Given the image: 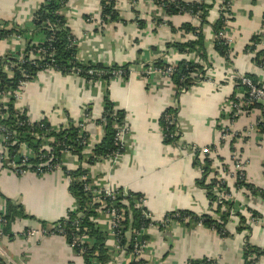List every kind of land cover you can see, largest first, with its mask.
Here are the masks:
<instances>
[{
  "label": "crops",
  "instance_id": "1",
  "mask_svg": "<svg viewBox=\"0 0 264 264\" xmlns=\"http://www.w3.org/2000/svg\"><path fill=\"white\" fill-rule=\"evenodd\" d=\"M196 1L212 5L207 16L209 25L203 29L211 67L207 81L180 95L178 100L169 79L158 73L145 78L144 69L160 58L159 52L165 50L166 44L185 43L193 38L182 31L172 32L166 22L178 30L186 23L197 28L199 21L186 14L167 17L152 0H136L134 8L129 0H117L115 9L119 20L124 22L118 20L104 24V27L100 23L98 0H68L62 10L67 27L77 40L81 62L131 65L127 78H113L106 86L108 100L116 110L125 113L129 127L123 153L116 161L104 159L93 166L82 164V167L88 169L90 181L100 187L122 195H139L143 207L156 217L178 211L214 216L205 190L196 184L201 170L194 166L191 152L194 148L213 146L215 160L221 158L217 163L231 168L233 152L230 144H220V134L230 125L225 106L233 101V94L236 98L240 93L235 90L232 79L249 74L264 82V71L253 64L251 54L245 53L251 39L262 32L264 0H232V21L227 33L231 43L228 63L213 49L211 25L217 20L220 0ZM41 4L42 0H0V20L30 30ZM138 20L143 22L142 28L138 27ZM156 20L162 23L157 24ZM23 46L22 37L3 39L0 56L17 53ZM188 56L194 62L197 59L194 54ZM184 58L169 49L162 60L178 63ZM104 92L105 86L99 81L85 82L75 74L63 76L46 70L26 84L15 101V108L26 111L31 123L45 119L53 127L65 126L68 121L75 125L88 112L91 121L87 123V132L91 147L84 154L89 155L103 136V129L96 121L102 115ZM170 108L177 109L181 132L175 147L163 143L159 125L162 113ZM260 115L259 109L251 110L234 122L232 130L241 134L249 131L248 136H243L246 139L237 140L233 148L244 163L247 182L264 191V133H259L255 127ZM1 155L0 142V214L7 212L10 203L16 212L25 216L19 218L15 214L10 219L9 233L0 239L1 248L13 261L21 264L79 263L63 237L23 236L26 230L37 229L41 223H56L76 207L64 171L60 169L42 176L27 172L18 176L2 162ZM62 166L65 171H75L79 166L78 158L65 155ZM213 168L211 175L215 171ZM227 187L235 213L242 214L250 225V244L264 249V198L238 189L233 177L228 179ZM102 209L96 211L97 216L91 217V221L107 235L105 242L110 260L105 264H129L127 256L117 255L114 239L109 234L108 216ZM248 210L257 212L261 218L253 220ZM237 223L238 219L232 217L226 226L230 234L227 238H220L215 231L201 225L191 227L175 223L166 230L149 228L142 259L148 264H186L191 259L203 258L213 259L217 264H245V234L236 233ZM85 241L93 242L87 236ZM253 264H264V257Z\"/></svg>",
  "mask_w": 264,
  "mask_h": 264
},
{
  "label": "trees",
  "instance_id": "2",
  "mask_svg": "<svg viewBox=\"0 0 264 264\" xmlns=\"http://www.w3.org/2000/svg\"><path fill=\"white\" fill-rule=\"evenodd\" d=\"M67 1L68 0H42L41 6L32 19V28L30 30L22 29L17 25L0 20V41L3 39H9L13 36L24 38V46L21 51L0 56V94H5L7 92L10 93V99L6 104V109L0 107V113L4 115V117L0 118V126L7 130L15 131V139L18 142H27L29 144L35 155V157L29 161L32 166L30 171L38 176L49 174L51 172H35V167L40 162L45 161L47 158L46 156L48 155L46 151L40 150L42 142L37 140L36 136L54 138V143L50 144V155L53 156L52 163H59L61 165V170L64 171V174L69 179V192L76 204L73 212L70 210L64 218L54 224L58 223L64 229L66 232L65 240L67 243H69L70 236L73 232H77L82 236H87L93 241L91 244L85 243L83 246L85 248V254L82 257L84 264H92L91 260L93 259L100 264H105L110 260V252L105 242L107 235L101 232L91 221V217L97 216L96 211L100 206L92 204V196L89 193L84 192L80 179L83 175H87L88 173V169H83L82 164L93 166L104 160L116 150V146L114 145L116 129L114 126H121L125 123V113L121 110H116L114 105L108 100L106 86L118 71H121L122 76L127 78L131 65L106 66L101 63L81 62L78 59V45L76 39L67 27V22L62 14V10L65 9ZM98 1L101 7V24H110L119 20V13L115 9L116 0ZM129 1L134 8L136 0ZM152 2L158 7L162 6V10L167 17L186 14L191 17L197 16L199 18V26L197 28L186 23L183 24L180 29L176 30L170 22H166L165 24L169 26L172 32L175 33L182 31L185 34H191L193 38L185 43H168L165 45V50L163 52L152 49L160 54V58L153 62V66L161 71L167 67L163 62L162 57L169 49L185 56L184 59L177 63L175 70L170 77V81L175 87V98L178 100L182 90L189 91L194 86L207 80L204 65L207 68H210L211 65L208 61L206 39L203 29L209 25L207 22V16L212 5H207L203 1H200L199 3H184L180 1L168 3L167 0H152ZM231 3L232 0H222V5L220 6L230 7ZM228 13L231 17L229 19L231 22V10ZM219 17L220 18L216 20L214 25H211L214 37L213 49L228 63L230 62L231 49L229 45L225 44L224 40L219 37L220 29L224 25V20L221 19L224 15H222L220 11ZM119 21L124 22L123 20ZM155 22L157 24L162 23L161 20H156ZM137 24L139 28L143 27V22L138 20ZM262 40H264L263 34L256 35L245 48V53L252 55L253 64L259 68H264V49H256L255 45L261 43ZM39 49L46 50V54L41 57H36ZM191 54H194L200 62L196 61L197 59H195L194 62V59L189 58L188 55ZM17 58H21V62H17ZM11 63H15L16 67L11 69V76H9V73L6 72L4 68ZM46 70H53L63 76L75 74L85 82L93 83L99 81L105 86L102 115L100 119L96 121L97 124H102L103 136L100 142L91 148L89 155L84 154L85 146L81 144L80 139L78 138V128L75 127L72 121H68L67 125L59 127L51 126L45 119L41 120L39 123H31L27 117L26 111H19L15 108V97L13 93L17 89L19 83L32 82L39 72ZM143 76L145 78L147 77V75ZM244 77L248 78L258 87H264V82H261L257 77L249 74L244 75ZM233 82L235 83V90L241 91L240 81L234 79ZM231 99L235 101V94L232 95ZM253 109H259L261 111L260 118L257 119L256 128L259 133H264V122H260L261 117H263L262 105L260 103H253L246 108L247 112ZM166 115H173L177 118V109H166L162 113L159 125L163 134H167V131L165 130ZM101 120H104V122ZM176 131L177 136L172 139L163 135V143L174 147L177 146L181 138L180 129L178 130L175 127L169 128L171 134ZM245 139L246 138L243 140ZM66 147H69L71 154L78 158L79 166L75 171H65L62 166L63 150ZM207 148L211 151L215 149L213 146ZM194 150V166L201 170V177L197 180L196 184L198 187L205 190L214 216L207 214L198 216L189 211H178L177 213H179V217L174 219L175 223L191 227L201 224L204 228L215 231L220 238H227L230 234L227 231L226 226L231 221L232 217L237 218L238 223L236 226V233L241 234L244 232L245 234V264H253L260 257H264V249L250 244V225L242 214L235 213L233 200L228 201L218 199L216 196L214 189L218 186V182L214 177H209L212 172V159L208 155L200 157L198 154L199 149L194 148ZM230 150L231 152L234 151L233 142L230 144ZM17 151V144L12 147L8 146V157L11 159L16 155ZM120 153H123V150H121ZM216 159L218 161L221 160L220 157H217ZM2 162L5 163V160L2 159ZM236 187L238 189L243 188L247 190L253 196L264 198V191L249 184L246 179H238L236 181ZM221 189L229 193L225 184L221 186ZM117 193V199L113 202L107 200L105 202L106 207L102 210L105 211L106 208L113 206L122 212L123 221L121 224V231L123 236L121 238V246H124L126 253H130L132 251L133 231L145 230L151 223L144 218V214L148 211L143 207V204L138 207L135 205V200L140 198L139 195H122L118 191ZM248 212L255 221L261 218V216L255 211L248 210ZM15 214L19 218L25 217L19 211L16 212L15 208L8 203L7 212L4 214V218L7 221L6 225L3 227L4 235L9 233V226L11 224L10 219L15 217ZM170 215L171 214H168V216ZM186 219L188 220L186 221ZM76 222L78 223V231H76L74 227V223ZM41 226H46V224L41 223ZM140 239L148 240L145 233L141 235ZM74 252H77V250H74ZM144 263L145 261L141 259L138 261H132L129 264ZM0 264H6L1 257ZM186 264L217 263L214 260L203 258L191 259Z\"/></svg>",
  "mask_w": 264,
  "mask_h": 264
},
{
  "label": "built area",
  "instance_id": "3",
  "mask_svg": "<svg viewBox=\"0 0 264 264\" xmlns=\"http://www.w3.org/2000/svg\"><path fill=\"white\" fill-rule=\"evenodd\" d=\"M174 1H180L184 3H199L196 0H167L168 3L174 2ZM117 4V0H116ZM232 4V3H231ZM231 4L230 7L226 6H220L219 11L224 15L221 19L224 20V25L220 29L219 32V37L224 40L225 44L231 46L230 39L228 38V30H229V23H230V15L228 12L231 10ZM220 5H222V0H220ZM161 8H163L161 6ZM219 11H218V17L217 20L220 18L219 17ZM193 17V16H192ZM196 21H199V18L197 16L193 17ZM104 24H101L103 26ZM104 27V26H103ZM261 34L264 35V16L262 19V32ZM76 39V38H75ZM77 42V40H76ZM256 49H264V40H262L261 43L255 45ZM46 54V50L44 49H39L36 57H41ZM17 62H21V58H17ZM167 67L164 70H158L153 66V63H150L145 66L144 69V75H147V77L152 74V73H158L163 77H166L167 79L170 80V77L172 73L175 70V67L177 63H165ZM16 64L11 63L9 66H6L4 70L9 73V76H11V69L15 68ZM18 68V67H17ZM262 71H264V68H260ZM20 70V69H18ZM204 70L206 71V78H207V72L209 68H207L204 65ZM122 77V72L118 71L114 74V78H120ZM238 79L240 81V86H241V91L240 93L236 95L235 101H230L228 104H226L225 109H227V119L230 122V125L227 128H223L220 134V144H231L233 142V146L235 142L239 139H244L243 136H248L250 133L249 131H246L245 133H237L232 130V127L234 125V122L237 121L239 118L243 117L245 114L249 113L247 112L246 108L253 104V103H260L262 105V113L263 117H261L260 122H264V87H258L254 83H252L248 78L244 77V75L241 76H236L232 80ZM207 81V80H206ZM28 82H20L17 89L14 91L13 95L15 97V101L18 99L19 95L21 92L25 89V86ZM187 91H181L180 95L186 93ZM10 99V93L7 92L5 94H0V107L3 109H6V104L8 100ZM21 113V112H20ZM4 117L0 113V118ZM83 120L76 123L75 127L78 128V138L80 139V142L82 145L85 146V150L89 149L91 146L90 144V138L89 134L87 132V123L91 121L90 115L87 113L83 115ZM104 122V120H101ZM165 122H166V131L167 134H162L167 138H174L177 136V131L171 134L169 132L170 127H175L176 129H180L179 127V122L176 117L173 115H166L165 116ZM39 123V122H37ZM67 125V124H66ZM100 125V124H99ZM257 125V121H256ZM255 125V127H256ZM102 127V124L100 125ZM116 129L115 135H114V145L116 146V150L112 152L109 156H107L105 159L108 160H113L116 161L118 157L120 156V151L124 150L125 147V136L129 132V127L127 126L126 122L121 125V126H114ZM252 130V129H251ZM166 133V132H165ZM16 132L7 130L3 127L0 126V142L2 145V155L1 159L6 161H9V167L11 170L18 176H21L27 172H32L30 171V168L32 167L29 161L35 157L33 150L29 146L27 142H18L15 139ZM36 139L42 142V146H40V150H44L48 153L46 156V160L40 162L36 167H35V172H42V171H48V172H54L57 170H60L61 165L59 163H52L53 156L50 155L51 147L50 144L54 143V138L53 137H47V136H36ZM18 145V151L14 157L11 159L8 157V146H14ZM174 147V146H173ZM84 150V151H85ZM194 152L195 150L193 149L191 154L194 157ZM231 155V161H232V166L231 168H227L225 166H222L220 163H217L218 161L215 160L214 155L216 153V150H210L208 148H200L198 151V154L200 157H203L204 155H208L212 159V168L215 169V171L210 173V177H214L216 181L218 182V186L214 189V192L218 199H223V200H228L231 201L232 196L230 192H225L223 189H221V186L225 184L227 186V181L230 177H233L235 181L238 179H246L245 175V169H244V163L242 162V159L235 150L232 151ZM65 155H72L71 150L69 147H66L63 150V156ZM43 158V157H42ZM41 158V159H42ZM214 159V160H213ZM214 162V163H213ZM34 173V172H32ZM216 173V174H214ZM35 174V173H34ZM50 174V173H49ZM45 175V174H43ZM82 182L83 190L86 193H89L92 196V204L100 206V208H105V202L108 201H115L117 199V191H113L108 188H103L100 187L90 181V178L88 175H83L80 179ZM228 188V187H227ZM143 204V199L139 198L135 200V205L136 207L140 206ZM75 210L72 209V212ZM105 212L107 213L108 216V229H109V234L113 237L114 242H115V250L117 252V255L120 256H127L129 259V263L132 261H138L143 258V253L145 251V248L147 246V241L140 239L141 235L144 233L146 234L149 228L156 227L159 229H169L172 224H175L176 218L179 217V213L174 212V213H169L171 214L168 216L162 215L160 217H156L150 212H147L144 214V218L148 221H150V225L148 228L145 230H140V231H133V239H132V251L130 253L125 252L124 246H121V238L123 236V233L121 231V224L123 221V215L122 212L117 209L116 207H109L106 208ZM188 219H186L187 221ZM7 221L4 218V214H0V239L3 238L4 233H3V227L6 225ZM201 225V224H197ZM196 225V226H197ZM75 230L78 231V223H74ZM65 231L61 227L60 224H50L46 226H40L37 229H28L25 231L23 236H35V235H40V236H59L63 237L65 239ZM87 243L85 241V236L80 235L77 232H73L70 236L69 239V247L73 251V253L78 257L79 263L77 264H84L82 257L85 254V248L83 247ZM74 250H77V252H74ZM0 257L4 259V262L6 264H21L13 261L10 257L7 256L6 252L1 248L0 246ZM143 260V259H142ZM213 260V259H211ZM215 261V260H214ZM96 261L93 259L91 260V263L94 264ZM216 262V261H215ZM217 263V262H216ZM100 264V263H98ZM144 264H148L146 261Z\"/></svg>",
  "mask_w": 264,
  "mask_h": 264
},
{
  "label": "water",
  "instance_id": "4",
  "mask_svg": "<svg viewBox=\"0 0 264 264\" xmlns=\"http://www.w3.org/2000/svg\"><path fill=\"white\" fill-rule=\"evenodd\" d=\"M5 163L8 165V164H9V161H6ZM8 166H9V165H8Z\"/></svg>",
  "mask_w": 264,
  "mask_h": 264
}]
</instances>
